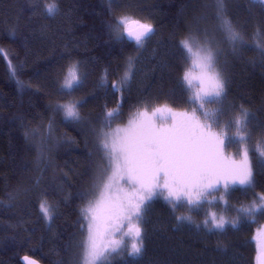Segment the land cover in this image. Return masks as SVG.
<instances>
[{
    "label": "trees",
    "instance_id": "trees-1",
    "mask_svg": "<svg viewBox=\"0 0 264 264\" xmlns=\"http://www.w3.org/2000/svg\"><path fill=\"white\" fill-rule=\"evenodd\" d=\"M52 3L56 10L49 15L45 6ZM225 8L246 44L237 54L227 42L220 44L223 54L218 68L227 80L226 115L214 130L220 131L233 107L241 105L253 114L251 123L259 130L264 128V52L255 44H264V3L225 0ZM124 13L153 25L154 33L143 46L113 38L111 29ZM217 24L215 0H0V200L4 202L0 205V264H22L24 255L43 264H81L80 244L86 235L81 223L86 222L80 208L88 199L85 190L103 164L96 130L108 123L105 112L122 104V114L111 120L114 129L145 106L152 110L167 104L191 111L195 105L189 102L191 92L182 81L187 68L177 61L181 53L177 44L196 29L201 39L207 30L222 41ZM129 57L134 58V73L121 100L111 84L123 75ZM73 62H78L82 82L66 94L61 85ZM105 76L107 91L98 87ZM17 81L23 82V90ZM80 97L86 99L80 109L85 120L80 124L66 122L62 112L54 111L57 102ZM206 107L212 110L216 105ZM260 138L254 134L247 146L252 188L264 194V157L254 142ZM235 142H227L223 151L237 159L243 145L236 142V147ZM41 145L51 161L37 187L35 159ZM45 190L55 208L50 221L39 211ZM9 193H17L16 199L9 201ZM237 193L232 203L240 202ZM162 201L157 197L147 212V219L157 224L156 229L143 231L142 253L131 256L124 249L101 264L255 263L253 234L260 225L246 218L236 227L209 231L205 218H200L202 207L173 210ZM180 211L191 219L177 221Z\"/></svg>",
    "mask_w": 264,
    "mask_h": 264
},
{
    "label": "snow or ice",
    "instance_id": "snow-or-ice-1",
    "mask_svg": "<svg viewBox=\"0 0 264 264\" xmlns=\"http://www.w3.org/2000/svg\"><path fill=\"white\" fill-rule=\"evenodd\" d=\"M215 2L217 27L223 33V40L209 36L207 30L201 39L199 29H196L195 33L189 31L180 41L185 58L190 61V67L183 72L182 81L191 92L189 102L195 105L191 111H177L167 104L149 111L145 106L127 124L118 125L115 129L111 128V120L122 114V104L118 102L115 108L105 112L108 123L96 130L103 164L93 176L90 187L85 190L83 195L88 199L80 208L87 225L86 235L80 244L81 264H101L110 255L121 253L129 240V255L139 256L143 251L145 210L157 197H162L173 210L185 204L191 210L205 202L212 205L216 199L212 192L221 186L225 191L230 185L237 184L254 187L247 145L254 134H259L261 138L257 140L255 150L264 157V128L258 130L254 127L251 123L253 114L241 105L235 117L226 120L220 131L214 130L220 118L226 115L223 101L227 80L218 68L219 58L223 54L220 44L227 42L233 54L239 53L246 44L241 32L226 16L225 0ZM253 3H264V0H253ZM45 10L49 15L54 14L55 3L47 4ZM111 30L114 39H127L137 47L143 46L144 41L154 33L151 23L142 22L131 13L117 17L115 27ZM255 47L264 52V44L257 42ZM133 73L134 58L129 57L123 75L111 84V91L121 93V100ZM11 74H17L16 67H13ZM81 82L78 62H73L61 89L70 94ZM17 83L22 90L25 88L22 81ZM98 87L107 91V76ZM85 103L84 97L66 103L57 102L54 111L62 112L64 121L80 124L85 120L80 111ZM208 104H215L216 108L210 110L206 107ZM51 128L50 121L49 133ZM233 128L235 131L231 132ZM230 140L243 145L238 161L224 155V147ZM50 161L44 147L38 146L35 186H40ZM64 175L67 176V173ZM16 196L17 193H9V201L16 199ZM219 199L225 200L223 195ZM3 203L0 200V205ZM39 211L48 221L55 215V208L48 201L46 190L41 193ZM237 212V219L229 221L224 215L218 216L209 211L204 226L209 231L223 230L229 223L235 227L240 218H249L254 223L256 215L264 212V194H256L250 205L239 206ZM190 219L187 215L176 216L177 221ZM84 228L85 224L81 223V230ZM253 239L257 244L256 264H264V230L259 231ZM23 262L38 264L27 256Z\"/></svg>",
    "mask_w": 264,
    "mask_h": 264
},
{
    "label": "rangeland",
    "instance_id": "rangeland-1",
    "mask_svg": "<svg viewBox=\"0 0 264 264\" xmlns=\"http://www.w3.org/2000/svg\"><path fill=\"white\" fill-rule=\"evenodd\" d=\"M177 48H178L179 52H181L180 54H178V58H177V61L179 62V65L182 64L184 66V68L190 67V61L185 58V54L183 53L184 50L180 47V43L177 44ZM182 75L183 74H181V76ZM186 90H188V89L186 88ZM184 91L185 90H183V93H184ZM236 110H238V107H236V108L233 107L234 117L237 114V111ZM149 111H151V110H149ZM177 111H182V110H177ZM136 112H134L133 114H131L130 117L128 116L127 119H126V121L123 124H120V126H123V125L127 124L128 120L131 119V118H133V116L135 115ZM233 113H231L229 115L228 119H231L232 118ZM169 123H170V121H169ZM117 126L118 125H116L115 128ZM234 131H235L234 128L231 129V132H234ZM254 142L255 143L257 142L256 139H255ZM235 145L237 147L236 142H235ZM224 155L229 156V157L236 158V155L234 153H231V152H224ZM240 159H241V156L239 154V156H238V158L236 160L238 161ZM249 164H250V161H249ZM234 191H238L237 196L239 197V200H240V202L238 204L232 203V201H231L232 200V197H233ZM256 194H263V193H258L256 191H254L253 188H248V187L244 188L243 186H240L238 184L237 185H230L227 191H225L224 188L221 186L218 190H215V191L212 192V196L216 197V199L213 200L212 205H208L205 202V203H203L199 207V208L202 207L203 210H204L203 213H202V215H200V218H206L207 213L209 211H213V212L217 213L218 216L219 215H224L226 217V219L229 220V221L235 220L238 217L237 208L239 206H248V205H250L251 202H252V200H253V198L256 196ZM221 195L224 196V198H225L224 201H222V200L219 199ZM155 199L153 201H155ZM153 201H151L148 204V206H147V208L145 210L144 218H146V220L143 219V225H142L144 230H147L151 226H152L153 229H156V224H157L156 222L157 221L154 220L153 218L152 219H147V217H146L147 216V212L149 211L150 207L155 205L153 203ZM163 201H165V200L163 199ZM225 201H227V203H225ZM226 207H229V208H226ZM189 208L190 207L188 205L186 206V204L182 206V210L183 211L186 210V209H189ZM183 211H180L178 216H180V215H186ZM161 217L162 216H157L156 218H161ZM243 219H244V221L246 220V218H240L236 226H238L242 222ZM257 221H259V222L257 223ZM249 222H250V220H249ZM252 223L253 222H251V224ZM147 224H149L150 226L147 225ZM253 224H258V226L260 225L259 229L255 230V233L253 234V238H254L259 231L264 230V212H260V213H258L256 215L255 222ZM85 227H87L86 224H85ZM226 227L227 228L228 227H231L232 228L233 226H232L231 223H229V224H226L225 228ZM255 244H256V242H255ZM130 247H131V241L129 240L127 242V247L125 248V250L128 253H129ZM256 248H257V244H256ZM256 255H257V252L255 254V258H254L255 263L254 264H256Z\"/></svg>",
    "mask_w": 264,
    "mask_h": 264
},
{
    "label": "water",
    "instance_id": "water-1",
    "mask_svg": "<svg viewBox=\"0 0 264 264\" xmlns=\"http://www.w3.org/2000/svg\"><path fill=\"white\" fill-rule=\"evenodd\" d=\"M25 256H27V257H29V258L34 259V260L37 261V259H35V258H33V257H30V256H28V255H24V256H22V257L20 258V262H21L22 264H24V262H23V258H24ZM37 262H38V264H43V263H41L40 261H37Z\"/></svg>",
    "mask_w": 264,
    "mask_h": 264
}]
</instances>
